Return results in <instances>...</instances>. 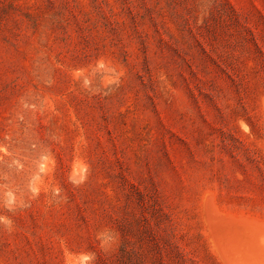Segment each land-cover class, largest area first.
Segmentation results:
<instances>
[{
	"label": "rangeland",
	"instance_id": "374dc122",
	"mask_svg": "<svg viewBox=\"0 0 264 264\" xmlns=\"http://www.w3.org/2000/svg\"><path fill=\"white\" fill-rule=\"evenodd\" d=\"M0 264H264V0H0Z\"/></svg>",
	"mask_w": 264,
	"mask_h": 264
},
{
	"label": "bare ground",
	"instance_id": "6f19581e",
	"mask_svg": "<svg viewBox=\"0 0 264 264\" xmlns=\"http://www.w3.org/2000/svg\"><path fill=\"white\" fill-rule=\"evenodd\" d=\"M262 250V249H261Z\"/></svg>",
	"mask_w": 264,
	"mask_h": 264
}]
</instances>
